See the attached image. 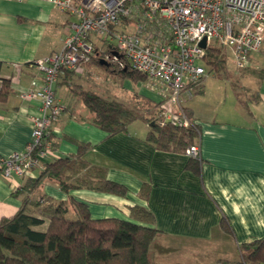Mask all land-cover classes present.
<instances>
[{
    "label": "crops",
    "instance_id": "crops-1",
    "mask_svg": "<svg viewBox=\"0 0 264 264\" xmlns=\"http://www.w3.org/2000/svg\"><path fill=\"white\" fill-rule=\"evenodd\" d=\"M69 20L46 0H0V89L3 79L9 89L0 96V156L23 150L29 141L31 117L38 113L39 102L21 97L20 92L31 88L33 79L39 80L41 73L33 61L61 47ZM246 66L250 74L258 73L254 96L243 99L238 91V99L229 80L227 106L219 94L220 102L203 111L192 100L188 103L189 98L182 99L199 127L197 169L187 168V154L158 149L146 141V122L134 121L126 132L106 136L61 83V73L54 90L64 110L50 127L56 147L27 176L0 174V218L11 216L20 206L21 197L13 191L27 177H36L45 162L76 152L77 142H84L88 144L84 158L105 167L109 179L125 185L126 196L89 189L66 193L47 180L40 187L42 193L55 200L72 197L86 204L92 218L132 220L130 208L141 205L152 212L154 226L162 231L166 245L178 249L189 242L207 244L214 248L212 260L238 262V244L264 236V54L252 53ZM85 72H90L88 67ZM122 83L130 93L115 91L116 95L133 93L158 106L166 96L165 86L148 79L137 81L138 89L125 79ZM198 95L204 99L203 87ZM142 185L145 195H140ZM68 216H73L71 210ZM222 216L230 223L231 233L220 227ZM175 255L160 254L156 264H174ZM207 260L198 263L209 264Z\"/></svg>",
    "mask_w": 264,
    "mask_h": 264
},
{
    "label": "built area",
    "instance_id": "built-area-1",
    "mask_svg": "<svg viewBox=\"0 0 264 264\" xmlns=\"http://www.w3.org/2000/svg\"><path fill=\"white\" fill-rule=\"evenodd\" d=\"M46 1L70 20L61 47L33 61L39 80L20 92L23 98L37 99L39 110L31 117L25 148L0 156V174L6 178L27 176L52 153L50 127L64 109L54 89L63 69L82 72L96 52L106 62L128 65L167 90L155 120L187 125L182 99L190 98L208 73V45L229 49L241 68L264 42V0ZM203 38L205 47L199 44ZM184 153L199 156V144Z\"/></svg>",
    "mask_w": 264,
    "mask_h": 264
},
{
    "label": "trees",
    "instance_id": "trees-1",
    "mask_svg": "<svg viewBox=\"0 0 264 264\" xmlns=\"http://www.w3.org/2000/svg\"><path fill=\"white\" fill-rule=\"evenodd\" d=\"M204 59L207 69L215 76L228 77L222 72L226 64V52L222 46L209 44ZM101 61L102 54L96 52L85 66H97L119 81L125 78L133 82L147 80L144 73L128 65L119 67L115 63ZM61 73V83L84 105L90 122L103 130L106 136L126 132L134 121H144L149 127L145 139L158 149L184 153L188 146L198 143L199 127L188 107L183 105L190 121L187 125L170 120H150L146 113L114 97L84 88L73 80V76L78 74L73 70L63 69ZM232 86L239 99L235 84ZM202 87V84L195 86L193 93H202ZM8 90V81L3 79L0 96ZM49 138L55 149L56 141L50 132ZM87 148V143L77 142L76 152L45 162L36 177H27L13 191V195L21 197V203L11 216L0 218V264H156L155 254L173 250L164 243L162 231L154 226L152 212L141 205L130 208L132 220L92 218L86 204L72 197L55 200L40 191L42 183L47 180L56 183L66 193L89 189L126 196L128 189L125 185L109 179L105 167L84 158ZM199 157L189 156L187 168L197 169ZM145 193L142 185L140 195ZM69 210L73 212L72 217L68 216ZM43 225L44 228H38ZM220 227L231 233L225 216L220 220ZM237 248L238 262L222 259L217 264H264V236L239 243Z\"/></svg>",
    "mask_w": 264,
    "mask_h": 264
},
{
    "label": "rangeland",
    "instance_id": "rangeland-1",
    "mask_svg": "<svg viewBox=\"0 0 264 264\" xmlns=\"http://www.w3.org/2000/svg\"><path fill=\"white\" fill-rule=\"evenodd\" d=\"M132 29V27H130ZM218 45V44H216ZM220 46V45H218ZM226 52V64L223 74H228V77L226 76H220L217 77L212 71L208 70L207 75L204 78V85L203 89L205 92V95L203 96L204 99H202V96L198 94H193L191 98H189L187 101L190 103V101H193V104L197 107L198 111H203L206 106L208 105H214L217 103L219 98L217 95L219 94L221 96V101L223 102L224 99L227 98L228 90H230V81L235 84L236 89L241 92V97L243 99L246 98V96H254L255 95V88H256V82L258 73L257 71H254L253 74H250V71L248 70V67L245 65L244 67L237 68L233 61H232V55L229 49L224 48ZM256 53H263L264 54V42L261 46V48ZM88 67V70L90 72L87 74L85 72V68ZM82 72L78 73L81 75H74L73 80L80 85H82L84 88H92L97 93L101 94L102 96H110L114 98H120L124 99L125 102H128L127 104L136 109L137 111L147 115L148 119L153 120L157 116L158 108L154 104L150 103L148 100L142 97L133 95H116L115 91L127 92L128 94L130 91H126L124 89H128V86L122 81L117 80L113 77L112 74L107 73L105 70L98 68L97 66L90 65L85 66ZM85 72V73H84ZM84 73V74H83ZM245 75V78L244 76ZM124 80V79H123ZM125 80L130 84V87L134 89H138L139 86L136 82L131 81L128 78H125ZM230 80V81H229ZM123 85V86H121ZM123 89V90H122ZM237 99V98H236ZM220 102V100H219ZM228 102L227 99L225 100V106H227ZM144 122V121H143ZM142 124V123H140ZM164 241V239H163ZM165 243V242H164ZM169 246V245H168ZM173 248L172 251L166 252L164 254H178L175 255V263L180 264H199V261H202V259L207 260L209 264H217L218 260H222L223 258H213V251L214 248L212 246H208L207 244H200L196 242H189L187 244H183V246H180L178 249L175 247L170 246ZM179 252V253H178ZM163 254V253H161ZM160 254L154 255V261L156 263V257ZM226 260V259H223ZM239 261V260H238ZM204 262V260H203ZM206 263V261L204 262Z\"/></svg>",
    "mask_w": 264,
    "mask_h": 264
},
{
    "label": "water",
    "instance_id": "water-1",
    "mask_svg": "<svg viewBox=\"0 0 264 264\" xmlns=\"http://www.w3.org/2000/svg\"><path fill=\"white\" fill-rule=\"evenodd\" d=\"M199 44H200L202 47H205V46H206V40H205V38L201 39V41L199 42ZM101 62L106 63L105 60H103V61H101Z\"/></svg>",
    "mask_w": 264,
    "mask_h": 264
}]
</instances>
